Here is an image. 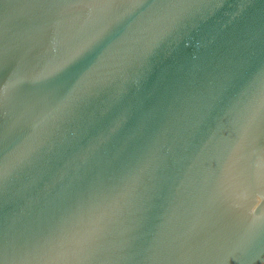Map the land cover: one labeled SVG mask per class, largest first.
<instances>
[{"label": "water", "instance_id": "water-1", "mask_svg": "<svg viewBox=\"0 0 264 264\" xmlns=\"http://www.w3.org/2000/svg\"><path fill=\"white\" fill-rule=\"evenodd\" d=\"M0 264H264V0H0Z\"/></svg>", "mask_w": 264, "mask_h": 264}]
</instances>
